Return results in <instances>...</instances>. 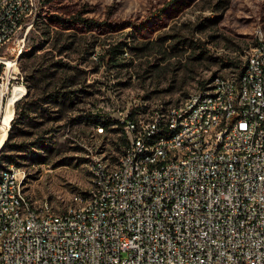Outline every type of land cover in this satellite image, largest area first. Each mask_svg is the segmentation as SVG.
Masks as SVG:
<instances>
[{
    "label": "built area",
    "instance_id": "obj_1",
    "mask_svg": "<svg viewBox=\"0 0 264 264\" xmlns=\"http://www.w3.org/2000/svg\"><path fill=\"white\" fill-rule=\"evenodd\" d=\"M23 0H13L0 14V38H7L0 54V143L5 126L14 121L22 96L24 75L17 68L19 38L33 27L34 11L46 0H33L19 10ZM28 13V21H21ZM264 37L250 51L242 72L247 80H232L229 91H218L214 100L189 110L157 108L135 113L120 111L119 119L154 138L144 164H159L160 173L137 179L131 175L141 140L117 159L127 160L130 174L112 176L94 170L96 208L68 215L57 213L48 202L47 213L18 220L27 171L14 165L9 181L0 187V217H7V237H0V264H264ZM227 78V76H222ZM17 88V90H16ZM16 93V95H14ZM226 121L224 144L216 135L201 133V126ZM155 123V130H147ZM100 132L104 129L98 128ZM176 145L171 157L161 150ZM195 145V155L177 158V150ZM211 146L210 157L199 148ZM222 147L230 155H222ZM95 159V158H94ZM174 166L163 168V160ZM14 203V210H6ZM42 215V222H34ZM50 218V225H43Z\"/></svg>",
    "mask_w": 264,
    "mask_h": 264
},
{
    "label": "rangeland",
    "instance_id": "obj_2",
    "mask_svg": "<svg viewBox=\"0 0 264 264\" xmlns=\"http://www.w3.org/2000/svg\"><path fill=\"white\" fill-rule=\"evenodd\" d=\"M46 3L19 38L28 94L8 134L22 146L13 154L27 171V195L57 213L90 188L96 158L120 156V111L169 108L217 75L239 76L264 35V0ZM109 46L124 51L117 65L102 58ZM54 92L72 100H47Z\"/></svg>",
    "mask_w": 264,
    "mask_h": 264
},
{
    "label": "bare ground",
    "instance_id": "obj_3",
    "mask_svg": "<svg viewBox=\"0 0 264 264\" xmlns=\"http://www.w3.org/2000/svg\"><path fill=\"white\" fill-rule=\"evenodd\" d=\"M13 0H0V14L3 13V8L12 5ZM27 4H33V0H23V3H19V10H27ZM41 7H37L34 11V20L37 12H39ZM21 21H28V13H21ZM260 37H264L261 35ZM0 45H7V38H0ZM23 50V47L17 51V68L19 67V57ZM1 54V46H0ZM262 54H264V46H262ZM250 59V52L247 56ZM232 80H236V83H243L247 80V72H241L239 76H230L227 78H222L221 75L215 76L209 83L206 84L205 90L207 93V100H214L218 96V91H229L232 85ZM17 90V88H16ZM27 86L24 81V88H22V96H26ZM204 94V88L194 94H191L185 98L180 104L171 106L168 110H189L192 108H199V103H206V95ZM16 95V93H14ZM136 113V111H135ZM120 125H122V130L124 134V139L128 136L132 138V141L141 140V147L136 153V166H131V175H137V179L148 178L153 174L160 173L159 164H144L145 157L152 153L154 147V138H144V130H138V125H131L124 122V119H118ZM12 122L4 127L2 131V142L0 143V150L7 139L9 130L11 128ZM104 129L103 127H101ZM226 129V121H217L215 123H209L206 126H201V133L216 135V144H224L226 142V134H221V130ZM147 130H155V123H147ZM123 148L122 151H129V141H122ZM171 152H176V145H169V149L161 150V157H171ZM195 155V145H188L177 150V158H190ZM199 155L203 157H210L211 146H204L199 148ZM222 155H230L229 147H222ZM95 162L99 163V172L102 175H110V167L112 163L107 159L96 158L94 160L93 169V179L92 184L89 189L79 192L74 196L73 203L68 207V215L81 214L83 208H96L97 200H93V192L96 185H98V176L95 168ZM14 165L10 164L6 167L1 168L0 171V187H2V181H9V174L14 173ZM174 166V159L163 160V168H171ZM16 169L20 171H26L20 165H16ZM123 171V174H130V167H127V160L117 159L113 163L112 176H119ZM26 178V177H25ZM24 178V181H25ZM25 183V182H24ZM6 210H14V203H6ZM47 213V206L37 205L27 193L22 194L21 200V210L17 212L18 220H28L31 214H44ZM34 222H42V215H34ZM43 225H50V218H43ZM7 217H0V237H7Z\"/></svg>",
    "mask_w": 264,
    "mask_h": 264
},
{
    "label": "trees",
    "instance_id": "obj_4",
    "mask_svg": "<svg viewBox=\"0 0 264 264\" xmlns=\"http://www.w3.org/2000/svg\"><path fill=\"white\" fill-rule=\"evenodd\" d=\"M49 1V0H46V2ZM47 4V3H46ZM44 7H41L40 8V12L41 10L43 9ZM39 12V13H40ZM39 15V14H38ZM221 18V16H220ZM76 20H79V21H83V22H86L87 24H91L93 23L95 20H90V21H87L85 20L84 18H82L80 15H75L74 16V21ZM123 49L120 48V46H114V47H111L109 46V48L106 50L105 54L102 55V58L109 64V65H117V62L118 60L122 59L121 58V53H123ZM26 83V82H25ZM208 82H202V86L200 87L199 90L205 88L206 84ZM27 86V84H26ZM27 94H28V88H27ZM26 94V96H27ZM190 95V94H189ZM188 95V96H189ZM187 96V97H188ZM63 97L62 99L64 101H71L72 100V96H71V93L69 92H65L63 93V95L61 96L60 95V92H54L52 94H49L47 95V100H51V99H56V101H59L60 98ZM186 97V98H187ZM18 104V103H17ZM33 105V103H31ZM179 104V103H178ZM177 105V104H175ZM136 113H139L140 111L139 110H135ZM140 113H144V112H140ZM19 117H20V114L17 118H14V122H12L13 124H11V126H15L20 120H19ZM119 124H120V121L118 120ZM99 124H102L104 126H106L107 124H105L104 122H100ZM122 126V125H121ZM104 128V127H103ZM11 129V128H10ZM10 132V130H9ZM9 137H7L5 143L3 144L1 150H0V169L3 168V167H6L10 164H16V165H20L19 162L16 160L15 156H14V152H18L21 150V145L20 144H17V143H12V136L10 134H8ZM22 166V165H20Z\"/></svg>",
    "mask_w": 264,
    "mask_h": 264
}]
</instances>
